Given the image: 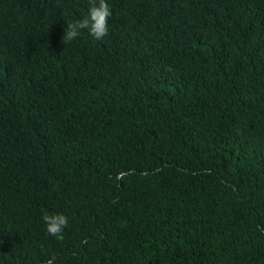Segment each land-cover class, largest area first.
<instances>
[{
  "label": "trees",
  "instance_id": "16d2710c",
  "mask_svg": "<svg viewBox=\"0 0 264 264\" xmlns=\"http://www.w3.org/2000/svg\"><path fill=\"white\" fill-rule=\"evenodd\" d=\"M108 3L0 0V264H264V0Z\"/></svg>",
  "mask_w": 264,
  "mask_h": 264
},
{
  "label": "clouds",
  "instance_id": "9594fccd",
  "mask_svg": "<svg viewBox=\"0 0 264 264\" xmlns=\"http://www.w3.org/2000/svg\"><path fill=\"white\" fill-rule=\"evenodd\" d=\"M111 16L112 9L108 0H91V6L87 15L67 24L62 36L63 44L66 45L76 40L85 30L95 40H103L109 35V19ZM42 219L49 235L54 236L58 240L64 239V230L68 227L69 223L68 218L64 214H44ZM46 264H52V261L49 260Z\"/></svg>",
  "mask_w": 264,
  "mask_h": 264
}]
</instances>
